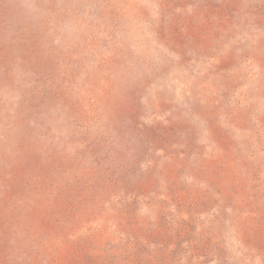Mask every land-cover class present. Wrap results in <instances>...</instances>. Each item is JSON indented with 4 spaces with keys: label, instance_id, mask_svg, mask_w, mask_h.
<instances>
[{
    "label": "rangeland",
    "instance_id": "obj_1",
    "mask_svg": "<svg viewBox=\"0 0 264 264\" xmlns=\"http://www.w3.org/2000/svg\"><path fill=\"white\" fill-rule=\"evenodd\" d=\"M0 264H264V0H0Z\"/></svg>",
    "mask_w": 264,
    "mask_h": 264
}]
</instances>
